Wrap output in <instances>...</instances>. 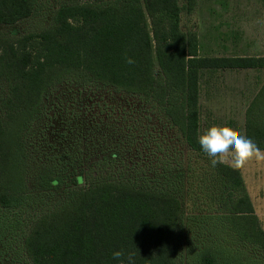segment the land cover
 I'll use <instances>...</instances> for the list:
<instances>
[{
  "label": "trees",
  "instance_id": "16d2710c",
  "mask_svg": "<svg viewBox=\"0 0 264 264\" xmlns=\"http://www.w3.org/2000/svg\"><path fill=\"white\" fill-rule=\"evenodd\" d=\"M197 1L61 0L48 27L0 34V80L7 84L0 97V207L25 198L24 135L44 114L63 115L62 132L55 126L62 147L56 166L71 169L74 184L87 183L36 220L23 242L33 264H176L182 191L187 202H209L225 222L218 229L264 253V230L240 168L213 167L197 142L201 74L263 69L264 57L201 55L197 30L182 23ZM37 3L0 0V25L30 17ZM125 55L135 62L125 63ZM55 90L58 98L48 101ZM245 128L264 150V83ZM44 185L58 188L62 180L50 176ZM115 250L123 253L119 260ZM198 255L199 264H241L212 246Z\"/></svg>",
  "mask_w": 264,
  "mask_h": 264
},
{
  "label": "rangeland",
  "instance_id": "374dc122",
  "mask_svg": "<svg viewBox=\"0 0 264 264\" xmlns=\"http://www.w3.org/2000/svg\"><path fill=\"white\" fill-rule=\"evenodd\" d=\"M60 1L38 0L30 17L11 26L0 25V34L18 36L48 27ZM182 23L186 30H197L203 56H264V0H198L193 13H183ZM200 83L203 120L207 122L204 117L212 114L219 125L224 121L231 124V120L240 123L264 83V68L206 70L201 74ZM6 93L7 84L0 80V97ZM58 94L59 90H55L48 101ZM64 97L62 94L60 99ZM46 116H50V120ZM62 120V114H44L24 135L28 158L27 192L19 205L0 207V264H33L24 251L23 242L36 220L60 207L72 190L87 186L86 182L74 184L76 174L71 169L67 170L60 163L56 166L62 160L61 143L56 142V129L62 132ZM245 166L250 188L259 191L264 182L260 183V178L253 181L249 161ZM55 175L61 178V187L45 186L46 180ZM180 194L185 205L175 239L176 264H199V252L208 246L239 256L241 264H251L252 260L264 264L262 251L238 241L226 227L218 229L225 222L214 217L216 212L210 211L208 201L187 202L184 191ZM255 202L261 205L257 206L264 227V198Z\"/></svg>",
  "mask_w": 264,
  "mask_h": 264
},
{
  "label": "clouds",
  "instance_id": "9594fccd",
  "mask_svg": "<svg viewBox=\"0 0 264 264\" xmlns=\"http://www.w3.org/2000/svg\"><path fill=\"white\" fill-rule=\"evenodd\" d=\"M124 59L129 65L135 62L127 55ZM197 142L213 167L220 165L238 169L253 157L258 159L264 157V153L251 138L237 134L225 125H210L198 134ZM122 255L121 250L112 252L114 260H119Z\"/></svg>",
  "mask_w": 264,
  "mask_h": 264
},
{
  "label": "crops",
  "instance_id": "0c3cea01",
  "mask_svg": "<svg viewBox=\"0 0 264 264\" xmlns=\"http://www.w3.org/2000/svg\"><path fill=\"white\" fill-rule=\"evenodd\" d=\"M264 57V56H262ZM213 72V71H211ZM201 85V83H200ZM199 105H200V119H199V125H200V133H202V131H204L207 127H209L210 125L216 124L219 125V123L217 122L216 119H214V116L212 114H210L209 117H204V119H207V122L205 120H203V115L201 114V87H200V97H199ZM234 118L233 116H231V119ZM210 119L212 120V122L210 121ZM227 122L224 121L225 126H228L230 128H232V130H234L235 133L237 134H241L245 136V132H246V128H245V124H246V117L243 121H241L240 123L237 122V120L233 121L231 120L229 123L231 124H226ZM203 127V128H202ZM264 151V150H261ZM250 166L253 167V169L250 171L253 174V181H257L258 178L260 183L264 182V176L262 177V175H264V157L262 158H256L253 157L249 160ZM245 165H243L240 170L242 172L244 181H245V185L247 188V191L249 193V196L251 198V201L253 203L254 209H255V214L258 216L259 221L261 223V227L264 230V227L262 226V222H261V218L259 216V211H258V205L259 203L256 204L255 200H260L262 198H264V186L263 188L261 187V189L259 191H254L255 187L250 188V184L248 183L247 179H246V174H245ZM257 192V193H256ZM258 205V206H257Z\"/></svg>",
  "mask_w": 264,
  "mask_h": 264
}]
</instances>
